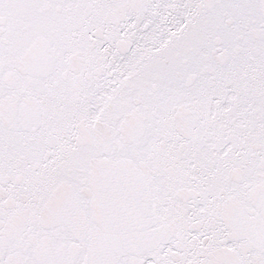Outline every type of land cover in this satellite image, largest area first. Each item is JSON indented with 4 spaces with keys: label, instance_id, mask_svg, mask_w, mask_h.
Returning a JSON list of instances; mask_svg holds the SVG:
<instances>
[{
    "label": "snow or ice",
    "instance_id": "6c2138e0",
    "mask_svg": "<svg viewBox=\"0 0 264 264\" xmlns=\"http://www.w3.org/2000/svg\"><path fill=\"white\" fill-rule=\"evenodd\" d=\"M0 264H264V0H0Z\"/></svg>",
    "mask_w": 264,
    "mask_h": 264
}]
</instances>
